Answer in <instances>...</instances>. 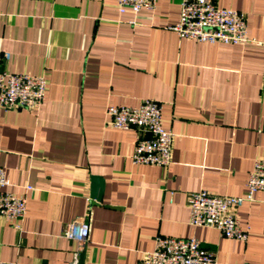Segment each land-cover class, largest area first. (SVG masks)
Wrapping results in <instances>:
<instances>
[{
  "label": "crops",
  "instance_id": "1",
  "mask_svg": "<svg viewBox=\"0 0 264 264\" xmlns=\"http://www.w3.org/2000/svg\"><path fill=\"white\" fill-rule=\"evenodd\" d=\"M211 1L242 12L255 42L180 37V0L137 13L115 0H0V70L47 82L38 109L0 107L2 190L27 198L19 227L0 217V264H142L157 236H194L217 264H264V191L232 208L246 241L189 223V192L244 195L264 160V0ZM144 99L172 133L164 167L134 164L146 134L106 113ZM76 220L89 224L82 247L62 235Z\"/></svg>",
  "mask_w": 264,
  "mask_h": 264
},
{
  "label": "built area",
  "instance_id": "2",
  "mask_svg": "<svg viewBox=\"0 0 264 264\" xmlns=\"http://www.w3.org/2000/svg\"><path fill=\"white\" fill-rule=\"evenodd\" d=\"M157 0H115L120 13L141 9L152 10ZM180 37L205 43L238 44L255 42L247 35L242 12L219 7L211 0H180L178 21L171 27ZM44 75L5 72L0 70V107L3 109H38L46 90ZM162 105L155 99H144L136 106L108 105L110 124L117 129L136 128L146 135L137 139L131 154L134 164L167 166L171 161L172 133L162 124ZM8 184L0 168V217L19 227L26 212V196L3 191ZM26 186V189H31ZM264 191V160H256L246 180L244 195H219L207 190L187 195L189 223L194 227H211L226 238L246 241L248 232L239 226L232 208L244 201H253L256 191ZM62 235L82 247L89 235L85 220L68 223ZM72 264H78L75 256ZM142 264H217L212 252L201 247L194 237L157 236L154 247L144 255Z\"/></svg>",
  "mask_w": 264,
  "mask_h": 264
},
{
  "label": "water",
  "instance_id": "3",
  "mask_svg": "<svg viewBox=\"0 0 264 264\" xmlns=\"http://www.w3.org/2000/svg\"><path fill=\"white\" fill-rule=\"evenodd\" d=\"M102 188H103V181L97 176L91 177V198L94 201H100L101 200V194H102ZM83 258V253L80 254V262Z\"/></svg>",
  "mask_w": 264,
  "mask_h": 264
}]
</instances>
